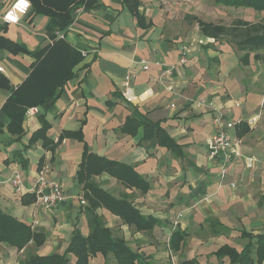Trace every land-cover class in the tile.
I'll return each mask as SVG.
<instances>
[{
	"label": "crops",
	"instance_id": "0c3cea01",
	"mask_svg": "<svg viewBox=\"0 0 264 264\" xmlns=\"http://www.w3.org/2000/svg\"><path fill=\"white\" fill-rule=\"evenodd\" d=\"M11 1L0 0V15ZM97 1L95 7L82 5L74 11L66 33L56 30V18L35 15L31 9L18 23L0 19V34L29 49L22 53L0 48V209L43 234L20 249L1 242L0 264H18L31 253L63 252L74 225L88 234L93 212L76 177L85 147L131 164L147 179L149 188L143 194L106 171L90 176L94 184L124 198L143 215L157 218L144 231L104 206L95 210L112 235L123 237L130 249L142 254L144 264H181L191 258L197 264H232L228 255L219 257L216 251L224 244L240 251L249 240L244 232H264V57L250 54L247 61H239L228 41L196 32L178 35L175 25L183 18L196 16L208 22L223 18L225 10L212 0H139L137 13L144 16L143 25L123 0ZM52 33L83 52L84 59L76 76L37 106V114L26 115L23 133L11 134L1 106L31 71L35 53L51 44ZM184 50L188 60L180 64ZM142 61L148 62L147 68ZM127 75L131 97L126 99ZM200 98L211 101L213 108H195L193 102ZM135 113L158 121L183 147V155L157 145L153 138L142 140V126L135 134L120 131ZM218 113L233 121L230 133L241 140L240 155L231 157L224 177L218 162L207 157L206 137L215 130ZM40 114L50 122L47 134L54 150L41 140L28 144L30 133L41 125ZM78 128L83 140L62 134ZM42 167L49 178L61 182L66 195L51 210L40 208L29 196L26 203L21 199L30 193L26 189ZM13 169L23 181L20 191L8 180ZM176 229L185 235L173 247ZM111 262V257L97 253L88 264Z\"/></svg>",
	"mask_w": 264,
	"mask_h": 264
},
{
	"label": "trees",
	"instance_id": "16d2710c",
	"mask_svg": "<svg viewBox=\"0 0 264 264\" xmlns=\"http://www.w3.org/2000/svg\"><path fill=\"white\" fill-rule=\"evenodd\" d=\"M32 4L31 12L47 17L56 18L58 21L57 31L66 33L67 27L73 21V13L80 6L95 7L97 0H29ZM128 10L136 15L138 24H142L143 15H138L137 8L139 0H123ZM215 4L222 6L246 7L253 10L264 11V0H212ZM199 27L200 33L210 39L228 41L242 53L240 59L248 60L250 53L253 57H261L258 50L264 49V15L261 20L250 22L246 19H236L231 24H221L204 21L193 16ZM51 44L44 46L35 53V63L24 81L15 88L6 101L2 104L1 112L9 119L8 131L21 135L24 131V118L26 109L31 106H40L47 97L53 96L58 88L63 86L69 79L76 75V67L82 63L84 53L72 46L64 38H59L55 33L50 36ZM0 48L12 52H28L29 49L18 42L6 38L0 34ZM3 85L9 88L6 78H3ZM41 122L39 128L30 133L28 144L41 140L44 146L54 150L47 131L50 122L40 114ZM142 126L144 139L153 138L157 145L165 146L175 154L182 156V146L179 145L160 125L159 122H152L144 115L135 113L129 115L120 127L122 132L135 134L136 129ZM1 128V123H0ZM63 136L76 137L83 140L81 129L65 130ZM62 136V135H61ZM22 164H24L22 162ZM26 166V164H24ZM106 171L109 175L116 177L125 186H133L145 194L149 188L147 179L139 175L131 164L122 163L108 159L103 155L92 153L85 147L79 161V169L76 177L82 184L84 198L88 208L93 212L89 219L91 228L85 236L80 233L76 225L70 234L67 247L63 252L52 254L31 253L20 258L18 264H88L89 258L101 253L105 258L111 257L110 264H144L142 254L130 249L125 239L121 236L112 235L110 229L105 226L95 213L96 208L106 207L123 222L133 225L139 230H150L157 222V218L151 215H143L138 208L130 204L124 198L115 197L104 188H100L90 180L91 174ZM34 200L33 193H24L22 202ZM172 245L180 242L185 232L178 229L172 234ZM42 233L33 231L30 225L14 218L4 210L0 209V243L4 242L9 246H16L18 249L25 246L32 238L41 239ZM249 239L246 246L237 251L229 245H222L216 254L220 257L228 255L232 264H256L264 260V232H244ZM175 243H174V242ZM70 255L74 256L73 263L70 262ZM195 259L185 260L181 264H197Z\"/></svg>",
	"mask_w": 264,
	"mask_h": 264
},
{
	"label": "built area",
	"instance_id": "2783aa9c",
	"mask_svg": "<svg viewBox=\"0 0 264 264\" xmlns=\"http://www.w3.org/2000/svg\"><path fill=\"white\" fill-rule=\"evenodd\" d=\"M20 3V0H12L10 6L0 15V19L3 20L4 23H18L22 17L29 12L32 7V4L29 0H24L26 5L25 8H17L16 4ZM12 13L13 16L17 17L16 20H6L5 17ZM187 52L184 50L179 55L178 62L180 64H184L188 57H186ZM143 67H148L147 61H142ZM0 70H2V66H0ZM123 95L127 98L131 97L130 87H129V76L127 75L125 81L123 83ZM195 108H213V103L204 98L195 99L194 102ZM39 112L37 106H31L26 109L25 116H32ZM256 120V117L250 120V124ZM214 132L206 137L207 144V157L211 160L218 162L219 164V173L221 177L225 176V170L227 164L231 161L232 156L240 155L239 149L241 146V140L238 137H232L230 130L234 126L233 121H228L224 119L223 114L218 113L214 117ZM264 164V163H263ZM47 168L42 167V169L38 172L35 177V181L33 184L26 189V192L33 193L35 196L36 204L44 209L51 210L58 206L59 203L63 202L66 198L65 192L63 191V187L61 182L57 179L49 178L47 176ZM8 180L10 181L12 187H14L17 191L23 189V181L20 177V172L17 169H13ZM83 204L84 200H80Z\"/></svg>",
	"mask_w": 264,
	"mask_h": 264
},
{
	"label": "rangeland",
	"instance_id": "374dc122",
	"mask_svg": "<svg viewBox=\"0 0 264 264\" xmlns=\"http://www.w3.org/2000/svg\"><path fill=\"white\" fill-rule=\"evenodd\" d=\"M219 8H223L221 16L223 17L219 22L216 23H221L224 25L231 24L234 20L236 19H246L250 22H256L258 20H261L262 16L264 15V11H258V10H253L251 8H246V7H233V6H222L220 4H216ZM205 8V7H202ZM223 14V15H222ZM186 19V20H184ZM195 21L193 18L186 17L181 20L182 23L175 25L176 28L179 31L178 35H188L191 32H196L197 34L200 33L199 27L197 29V26L195 24ZM185 36V37H186ZM231 44V43H230ZM232 45V44H231ZM234 46V45H232ZM235 47V46H234ZM203 50H206L207 48L205 46H201ZM236 48V47H235ZM236 53L238 55L239 61H242L240 57L242 56L241 52H238L236 49ZM258 53L260 54L261 57H264V49L263 50H258ZM251 58L253 57V52L250 53ZM250 58V57H249Z\"/></svg>",
	"mask_w": 264,
	"mask_h": 264
},
{
	"label": "clouds",
	"instance_id": "9594fccd",
	"mask_svg": "<svg viewBox=\"0 0 264 264\" xmlns=\"http://www.w3.org/2000/svg\"><path fill=\"white\" fill-rule=\"evenodd\" d=\"M16 7H17V8H21V9H23V8L26 7V5L24 4L23 6H21L20 3H18V4H16ZM5 19H6V20H13V21H14V20H16V19H18V18L15 17V16H13L12 13H9V14L5 17Z\"/></svg>",
	"mask_w": 264,
	"mask_h": 264
},
{
	"label": "snow or ice",
	"instance_id": "6c2138e0",
	"mask_svg": "<svg viewBox=\"0 0 264 264\" xmlns=\"http://www.w3.org/2000/svg\"><path fill=\"white\" fill-rule=\"evenodd\" d=\"M24 4V0H20V5L23 6Z\"/></svg>",
	"mask_w": 264,
	"mask_h": 264
}]
</instances>
